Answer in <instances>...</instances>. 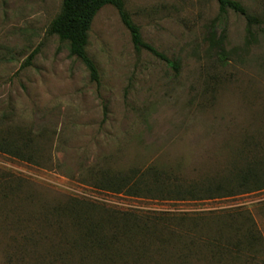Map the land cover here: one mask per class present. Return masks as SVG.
Segmentation results:
<instances>
[{
  "label": "rangeland",
  "instance_id": "1",
  "mask_svg": "<svg viewBox=\"0 0 264 264\" xmlns=\"http://www.w3.org/2000/svg\"><path fill=\"white\" fill-rule=\"evenodd\" d=\"M60 7L0 0V264H264V188L219 196L264 166V24L228 12L220 63L216 0H124L175 71L104 6L94 82L48 33Z\"/></svg>",
  "mask_w": 264,
  "mask_h": 264
},
{
  "label": "trees",
  "instance_id": "2",
  "mask_svg": "<svg viewBox=\"0 0 264 264\" xmlns=\"http://www.w3.org/2000/svg\"><path fill=\"white\" fill-rule=\"evenodd\" d=\"M217 2V15L211 21L208 26L207 40L213 49L216 51L218 61L225 63L227 61V54L223 48V41L225 39L226 20L228 12L236 13L242 16L248 27L260 26L264 24V15L259 17L258 15H251L246 8L236 0H216ZM104 6H112L118 13V16L123 26L128 30L133 48L136 52L148 51L159 58L161 61L171 65V67L177 71L178 67L175 63L168 61L165 55L158 52L154 47L147 44L140 33L137 25L134 24L130 15L125 10L124 0H61V7L58 14L51 21L48 26V33L50 35H56L61 42L68 44V51L70 56L77 58L89 73L90 79L94 82H98L99 76L97 68L94 62L86 54V46L88 42V33L92 21L98 11ZM222 26L220 35H217L215 28ZM264 31V27L262 29ZM36 51L31 54L25 61L22 68L29 66L34 57ZM0 151L8 152L13 156H20L18 148H14L11 151L0 147ZM248 153V152H247ZM245 165L243 173L236 174L235 184L231 190H227L225 193H220L219 196H232L237 194L250 192L254 190H260L264 188V166L258 162H248ZM157 178H154L152 183H156ZM216 189L217 192H221V186ZM197 190L193 189L187 192L190 198L194 199ZM206 198L214 197L217 194L211 189L202 190Z\"/></svg>",
  "mask_w": 264,
  "mask_h": 264
}]
</instances>
